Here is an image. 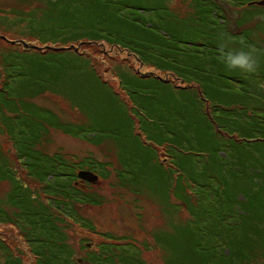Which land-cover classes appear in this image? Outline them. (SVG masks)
Instances as JSON below:
<instances>
[{
	"label": "rangeland",
	"instance_id": "374dc122",
	"mask_svg": "<svg viewBox=\"0 0 264 264\" xmlns=\"http://www.w3.org/2000/svg\"><path fill=\"white\" fill-rule=\"evenodd\" d=\"M250 1L0 0V126L14 120L17 139L0 130V260L22 256L3 237L37 264L26 244L57 246L68 222L77 255L79 239L104 240L97 264H136L141 247L147 264H187L186 245L244 251L246 227L231 224L249 210L264 233V5ZM239 49L255 72L226 68L222 55ZM39 139L70 174L80 162L98 175L79 190L91 205L6 198L39 183L45 193Z\"/></svg>",
	"mask_w": 264,
	"mask_h": 264
},
{
	"label": "trees",
	"instance_id": "16d2710c",
	"mask_svg": "<svg viewBox=\"0 0 264 264\" xmlns=\"http://www.w3.org/2000/svg\"><path fill=\"white\" fill-rule=\"evenodd\" d=\"M25 50H27L25 48ZM79 52V51H76ZM4 54V53H3ZM3 57V56H2ZM2 64V62H1ZM2 67V66H1ZM1 68H0V74H1ZM123 74V73H121ZM123 76H125L123 74ZM0 81H1V77H0ZM3 81V80H2ZM1 81V82H2ZM0 87H4L0 84ZM7 100V99H6ZM1 102V99H0ZM10 109V107H8ZM205 116V114H203ZM205 120H208V117L205 116L204 117ZM4 121L7 123V125L3 124V128H5L6 130H10V139L9 141L12 140V145H14L15 147V141H17V139H15L13 136V129H15L16 124L13 121L4 119ZM13 122V123H12ZM11 129H10V127ZM0 126V130L3 129ZM18 128L21 131V127L18 126ZM62 131L69 133L68 131H65L64 129L61 128ZM1 131H5V130H1ZM0 131V132H1ZM46 132H49V129H47ZM74 137H78L83 139V137L77 135V134H72ZM47 135V134H46ZM251 138H255L254 135L250 136ZM245 141V140H244ZM35 147H38L41 150L42 144H41V139H39V141L37 142V144L35 145ZM42 151V150H41ZM40 151V153H41ZM49 151V149H48ZM21 153V152H20ZM42 153L46 156L47 163L46 164H41L42 168L40 169V175H37L43 182L41 184V186L43 187V190L45 193H42V189L40 188V183L38 185V187L36 188H32L30 185L25 187L24 189H21L19 187H15V191L13 193H8L6 194V198L10 199L11 197H13L14 195L18 196L19 199L23 200V201H30V200H39L42 201L43 196L48 197V195L51 196L52 195H61V197H63L64 193H67L69 195V197H71L72 201L80 203L82 205L84 204H88L89 201L88 200H83L80 198V194H82L79 190L83 189L81 188V186H75L76 182H82L81 180H79L78 178V172L79 170H81L83 166L86 165H82L79 163L78 167H77V171L76 169H72V174H70V168L62 166L65 164V162L62 163V161L64 160L65 156H57L55 155V153H53L52 155H49V153L46 150H43ZM41 157V156H40ZM45 158V157H44ZM23 167L26 168V166L22 163ZM85 168V167H83ZM87 170L90 169V167H87ZM92 169H90L91 171ZM27 176L32 175L31 171H28V169H25ZM83 183V182H82ZM90 183V182H89ZM50 184H52V186L54 187L53 189H49ZM92 184V183H91ZM77 185V184H76ZM72 192V193H71ZM74 194V196H73ZM94 194V198H96L97 193L93 191ZM76 195H79V197H76ZM42 197V198H41ZM58 199V198H56ZM106 201H100V202H96L95 205L98 207L104 206ZM44 206L45 203H41ZM62 203H60L59 205H61ZM91 205V204H88ZM47 207V206H46ZM59 212H57L58 215H60V218L63 217V215H66L65 212L63 213L60 208ZM83 216V215H82ZM184 217H187L188 214H184ZM86 216H83V218L85 219ZM244 219H242L241 221H234L233 224H231L233 226V229H236L238 226H242L244 225V227H246V229H244V251L238 248V246H234L233 244H231L230 249L225 246V247H220L219 250V254L214 253L212 250L213 248H216L211 246L210 244H208V246L206 247V251L204 252H200L197 251V249L194 246H190V245H186L184 248V254L187 256V264H264V233L261 232L260 226L259 224H255V226H253V224L250 222V218H251V213L250 210L248 212V215H244L243 217ZM1 220V219H0ZM6 220L2 219V222H5ZM10 222H12L11 220H8ZM77 222V221H76ZM13 223V222H12ZM72 222H68L67 224H64V228L62 226H60L59 229H57L58 231L61 230L62 233H58L59 235H62L63 237V241H60L58 243L57 246L55 247H51V246H46L43 247L42 249H37L36 247H34L32 244H29L26 246H29L32 253L35 254L36 256V261L37 264H78V262L75 261V258L79 255L76 254V252L78 251V249L73 245V243L71 241H69L70 236H69V230H71L73 228V224ZM94 220L91 218L85 219V222L81 225V228H88V229H93L94 228ZM223 226V225H221ZM233 229H231V231H233ZM73 230V229H72ZM21 234H23V232L20 230ZM77 232V231H74ZM224 234V232H217L216 236H219L220 238H222V235ZM195 235V233L193 234ZM215 235V234H212ZM210 235V236H212ZM209 236V237H210ZM23 240L24 239V236ZM69 237V238H68ZM84 237V236H82ZM104 238H108L110 240V237H108L107 233H105ZM3 240V237H2ZM82 240V241H81ZM89 239H84L81 238L78 240V245H79V249L83 248L84 245H86V242ZM4 241V240H3ZM81 241V242H80ZM102 242H104V240H101ZM115 241V240H113ZM185 242L188 244V239L185 240ZM9 243H7L6 241L3 242V247H5L7 250H4V252L9 253L8 255L11 256L12 254H14L15 250H19L22 253V256H13V257H4L2 258L3 260V264H25V260H24V256H23V252H24V248L20 247L18 249H12L9 245ZM102 244V243H101ZM98 246L100 245L99 243L97 244ZM112 245L111 248H114L115 245L114 244H109ZM221 246V245H219ZM96 247V245H95ZM139 248V246H137ZM133 249V248H132ZM140 249V250H139ZM136 249V264H147V261L143 259V254H145L146 249L144 250L142 247ZM14 250V251H13ZM102 250V249H101ZM124 251V249H122ZM148 250V249H147ZM227 250V251H226ZM113 250L108 252H112ZM122 251V254H123ZM135 251V250H134ZM133 251H130V254H132ZM121 256L123 257L125 254H128L127 251H125V254H123ZM100 256H102V254H100ZM124 259H127L126 256H124ZM162 259H164V255H162ZM215 259H219V260H215ZM164 261V260H163ZM178 259H176V261L174 260L172 262V264H179ZM175 262V263H174ZM101 263V262H100ZM97 264V263H95ZM124 264H132L130 261L124 263ZM166 264V263H165Z\"/></svg>",
	"mask_w": 264,
	"mask_h": 264
},
{
	"label": "clouds",
	"instance_id": "9594fccd",
	"mask_svg": "<svg viewBox=\"0 0 264 264\" xmlns=\"http://www.w3.org/2000/svg\"><path fill=\"white\" fill-rule=\"evenodd\" d=\"M222 62L229 70H239L242 73H251L256 71L257 59L250 51L243 49L231 50L222 55ZM0 264L3 261L0 260Z\"/></svg>",
	"mask_w": 264,
	"mask_h": 264
},
{
	"label": "flooded vegetation",
	"instance_id": "af4514ba",
	"mask_svg": "<svg viewBox=\"0 0 264 264\" xmlns=\"http://www.w3.org/2000/svg\"><path fill=\"white\" fill-rule=\"evenodd\" d=\"M82 182H76L75 185L80 184L81 188L84 189V186L90 184L88 181H82ZM93 186H94V184H93ZM101 243H102V241L99 242V244H101ZM97 249H98V245H96V247H95L94 242H86V246L84 245L83 248L79 249L81 254L79 255V257L77 256L75 258V261L78 262V264H95L94 257L97 261L100 258L99 255L101 254V249H100V251H98ZM94 252L96 253L95 256H93ZM97 263H100V261H97Z\"/></svg>",
	"mask_w": 264,
	"mask_h": 264
},
{
	"label": "water",
	"instance_id": "95a60500",
	"mask_svg": "<svg viewBox=\"0 0 264 264\" xmlns=\"http://www.w3.org/2000/svg\"><path fill=\"white\" fill-rule=\"evenodd\" d=\"M251 4H259V5H263L264 4V0H259V1H253V2H251ZM21 43L24 45V47H29L30 45L27 43V42H25V41H21ZM32 47H37V46H34V45H32ZM92 172H90V171H87V170H81V171H79V173H78V176L80 177V178H84V179H90V180H92V178H91V176H92Z\"/></svg>",
	"mask_w": 264,
	"mask_h": 264
}]
</instances>
